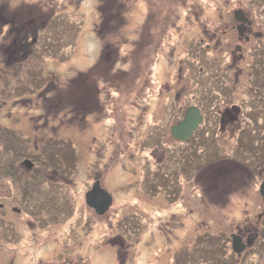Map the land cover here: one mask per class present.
Instances as JSON below:
<instances>
[{"label": "rangeland", "instance_id": "374dc122", "mask_svg": "<svg viewBox=\"0 0 264 264\" xmlns=\"http://www.w3.org/2000/svg\"><path fill=\"white\" fill-rule=\"evenodd\" d=\"M228 1L234 8L239 3ZM8 3L10 10L25 8L18 17L26 32L29 26L36 27L26 22L27 5L38 12L53 5L57 15L38 35L41 63L9 76L3 86H9V92L0 99V115L10 114L9 125L21 131L19 141L12 139L11 145L16 151L20 148L19 159L33 154L34 169L38 167L35 172L26 168L22 203L14 200L10 187L15 183L9 185L8 176L0 174V203L13 197L9 209L10 205L21 209L8 210L10 229L0 221V264H200L206 258L213 262L223 258L230 230L249 216L255 186H248L237 171L221 181L210 165L199 172V164L207 165L196 138L184 145L171 135L169 126L181 118V108L196 103L195 73L201 70L208 77L210 70L195 54L186 57L191 67L181 64V48L186 49L181 40L187 39L181 31L193 29L183 21L195 20L196 14L212 21L223 12L226 0ZM3 4L0 0V7ZM262 12L264 7L255 18L260 37ZM35 24L41 22L37 19ZM225 53L229 59V52L209 55L224 61ZM203 100L199 103L210 122L215 119L210 116L212 108ZM233 102L220 110L228 118L237 114ZM11 136L4 130L3 139ZM252 142L246 141L240 155L247 162L264 150ZM212 155L208 149L206 157ZM96 178L114 198L103 214L86 202ZM214 181L215 191L204 193ZM15 194L18 197V191ZM252 202L259 200L255 196ZM201 218L209 227L212 223L210 231ZM13 224L19 227L17 240L8 242L3 230L10 232ZM189 237L194 245L182 252Z\"/></svg>", "mask_w": 264, "mask_h": 264}, {"label": "flooded vegetation", "instance_id": "af4514ba", "mask_svg": "<svg viewBox=\"0 0 264 264\" xmlns=\"http://www.w3.org/2000/svg\"><path fill=\"white\" fill-rule=\"evenodd\" d=\"M8 1L3 0L4 4L0 7V99L2 100L3 96L9 92V86L8 88H3L9 82V76L17 77L19 72L21 74L25 73L27 67L34 70L41 63V58L38 56V35L42 29H46L49 26L57 15L53 5L51 10L47 4V7L45 9L41 8L39 12L36 7L27 5L29 17L26 22L28 25L30 23L36 27L31 28L29 26L26 32L18 17V14H21L19 10H24L25 8L20 7L18 10V7H16L10 10ZM236 6L234 8L233 4L226 0V3L222 4L221 11L223 10V12L217 14L218 16L212 21L206 22L207 19L203 20L202 14L200 16L196 14L195 20L186 19L183 21L184 25L193 24V29L181 31V33L187 35L185 42L181 40V45L186 46V49L181 48V64L186 65V68L191 67V61H187L186 57L190 59L195 54L208 67L207 71L210 69L208 77L201 70L196 72L193 78L190 69L189 73H187L191 76L194 84L196 103L193 105L200 108L203 119L189 140L183 143L188 145L187 142L191 138H196L198 153L201 154L202 160L206 159L205 163L207 165L205 166L204 162L199 164L197 168L199 172L210 165L209 168H216L213 171L216 180L221 181L225 180L230 174L235 175L234 171H237V176H242L248 186H255L250 201L255 196L259 200V203H257L259 206L253 211V219L250 216H244L241 223L230 230L229 246L227 247V253L223 255L224 257L214 262L206 258L200 264H264V198L260 192V187L264 180V150H259L257 154L251 157L249 162H247L248 159H245V157H240L246 141L249 139H252L251 145L253 147H262L264 149V59L260 57V54H264L262 50L264 49V37H260L257 34L261 30L255 29L258 25L255 18L259 14L261 7H264V2L262 0H246L245 2L239 0ZM239 9L244 12V15L235 13ZM224 10L226 14H223ZM43 15L47 17L45 20L41 18ZM260 16L263 17L264 12L260 13ZM37 19L41 22V25L35 24ZM263 28L264 23L262 24ZM190 34H192L191 37ZM220 51L229 52L230 58H227V53L223 55L224 61L221 60V57L209 55ZM237 57L239 58L237 62L232 61V58L237 59ZM37 71L39 73L40 68ZM200 74L201 76L198 77ZM204 78H208L211 84L209 85ZM37 85H39L38 76L34 74L33 86L36 87ZM255 96L260 97L256 100L254 99ZM200 98L204 99V103L211 105L210 116H213L214 120L207 122V114L200 105ZM234 100L237 103V114L236 116L231 114L228 118L227 112H221L220 110L223 106L234 104ZM185 111L186 108H181V113L183 114L180 119L184 117ZM11 120L12 116L10 114L8 116L0 115V147L2 146V149H0V151L2 150L0 153V174L8 176L9 185L15 183V185L10 187L14 191V200L22 203L26 168L35 172L38 171V167L34 169L35 157L33 154H31V158L22 157L19 159L21 150L18 148L16 151L10 141L12 139L19 141L18 137L21 136V131L11 128L9 125ZM178 120L176 119L174 123ZM4 130L12 134L11 138H2ZM249 134L251 137H249ZM224 137H226L225 140ZM159 146L157 144L156 148H159ZM208 149L214 155L206 157ZM219 150L222 152L220 153ZM247 155L251 156L252 154ZM3 156L5 157L3 158ZM26 158L34 162L31 168L24 164V159ZM96 180H101V178H96ZM167 185L170 190L168 183ZM214 185L215 181L210 187L208 185L207 189H203V192L211 193L210 190L214 192ZM15 191H18V197ZM172 191H175L174 188H172ZM13 197L8 199L7 196L4 198V202L0 203V221L4 220L7 222L5 226L8 228V224H10L6 216L9 213L8 210L12 209L15 212L21 210L12 205H10L9 209V204H11ZM193 217L196 218V216ZM198 220L204 222L208 230L213 227L211 222V227H209L207 221L203 220V218ZM198 225L201 224L198 223ZM16 232H19V227H15L13 224L10 232L4 227L3 236L5 237L6 234L7 241L13 242L17 240ZM186 232L188 234L191 233L190 230ZM233 235L239 236L244 244V249L241 252H236L233 249ZM0 239L2 240L3 238ZM185 243L181 245L182 252H186L189 247L194 245L191 237Z\"/></svg>", "mask_w": 264, "mask_h": 264}, {"label": "water", "instance_id": "95a60500", "mask_svg": "<svg viewBox=\"0 0 264 264\" xmlns=\"http://www.w3.org/2000/svg\"><path fill=\"white\" fill-rule=\"evenodd\" d=\"M235 13L244 15V12L240 9ZM202 119L203 114L200 112V108L192 105L186 110L184 118L172 125L171 133L174 137L185 142L190 138L192 132L197 128ZM24 164L28 166V168L33 166L32 161L28 158L24 160ZM260 192L264 198V180L261 184ZM86 202L90 207L94 208L97 213L103 214L112 205L113 196L107 189L102 187L100 180H97L94 182L92 188L87 191ZM232 246L236 252H241L244 249V244L237 235H233Z\"/></svg>", "mask_w": 264, "mask_h": 264}, {"label": "trees", "instance_id": "16d2710c", "mask_svg": "<svg viewBox=\"0 0 264 264\" xmlns=\"http://www.w3.org/2000/svg\"><path fill=\"white\" fill-rule=\"evenodd\" d=\"M47 28H48V27H47ZM47 28H46V29H47ZM45 36H46V37H45L46 39H48V40L50 39V36H49V35L45 34ZM262 50H263V52H264V49H262ZM260 57H261L262 59H264V54H260ZM187 61H188V60H187ZM61 141H62V140H61ZM62 142H63V141H62ZM63 144H65V142H64ZM69 145H70V143H68V142H67V144H65V146H67V147H68ZM24 187H25V184H24ZM248 204L250 205L251 210H248L249 213H247V214H250L249 216L253 219V214H254L253 211H254V209L257 208L259 205L253 203L252 201H249ZM67 219H68V218H67Z\"/></svg>", "mask_w": 264, "mask_h": 264}, {"label": "bare ground", "instance_id": "6f19581e", "mask_svg": "<svg viewBox=\"0 0 264 264\" xmlns=\"http://www.w3.org/2000/svg\"><path fill=\"white\" fill-rule=\"evenodd\" d=\"M176 140H178V138H176Z\"/></svg>", "mask_w": 264, "mask_h": 264}]
</instances>
